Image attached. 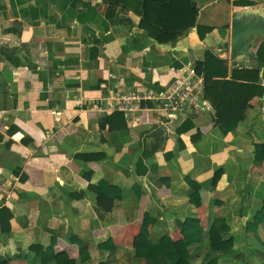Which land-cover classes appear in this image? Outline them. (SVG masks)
I'll use <instances>...</instances> for the list:
<instances>
[{
  "label": "crops",
  "instance_id": "0c3cea01",
  "mask_svg": "<svg viewBox=\"0 0 264 264\" xmlns=\"http://www.w3.org/2000/svg\"><path fill=\"white\" fill-rule=\"evenodd\" d=\"M221 1L194 0L199 24L215 28L204 41L194 28L159 44L141 29L143 16L113 0H0V209L13 216L10 232L0 225V257L41 264L56 240L54 253L76 264H147L134 241L149 216L153 243L168 235L182 246L178 264L205 262L212 254L209 231L219 220L229 227L223 240L234 247L217 254L218 264H264V225L259 239L247 228L264 204V160H255V147L264 146V94L226 136L210 104L188 118L148 108L123 116L111 130L104 119L116 112L94 109L112 92H158L203 61L207 49L230 68L255 67L257 49L254 59L237 60L226 47L234 22L264 17V1L239 7L224 0L219 7ZM245 60L252 62L234 65ZM187 119L195 128L179 134ZM144 152L152 156L139 167ZM220 170L216 187L200 190L196 207L191 182L204 184ZM101 180L119 189L113 209L99 208L88 190ZM188 219L200 222V243L180 229Z\"/></svg>",
  "mask_w": 264,
  "mask_h": 264
},
{
  "label": "trees",
  "instance_id": "16d2710c",
  "mask_svg": "<svg viewBox=\"0 0 264 264\" xmlns=\"http://www.w3.org/2000/svg\"><path fill=\"white\" fill-rule=\"evenodd\" d=\"M233 1L235 6L250 7L253 1L248 0H226ZM114 3L121 4L143 16L140 27L159 44H169L176 41L184 31L196 29L201 41L215 30L214 27L199 24L198 10L194 0H113ZM143 8V9H142ZM228 25L221 27L220 31L225 33ZM256 66L251 69L233 67L230 68L228 61L221 59L212 50L207 49L203 61L194 64L199 75L204 76V99L212 106V120L223 136L234 131L241 122L246 119L249 103L256 97L264 94V41H260L255 52ZM19 66V63H16ZM123 119V114L113 113L111 117L105 118V123L110 126V130L116 128L114 123ZM124 128L127 124L123 121ZM195 128L192 119H187L178 128L179 134L190 132ZM199 133H197L198 135ZM2 139V137H0ZM257 161L264 160V146L255 147ZM170 157L172 153L168 154ZM152 156L151 153L144 152L139 158L137 166L144 165V161ZM76 159L80 155L75 156ZM94 159V158H93ZM139 166V167H140ZM139 167L137 170L139 171ZM145 172H143L144 174ZM90 173L84 176L90 180ZM223 171L216 172L214 177L204 184L191 182L193 194L190 196L191 203L196 207L201 206L200 190L204 187L215 188L220 180ZM91 181V180H90ZM88 190L95 192L97 205L101 209H113L114 202L120 199L119 189L109 185L104 180L97 184H90ZM13 216L8 209H0V225L3 233L11 231L10 222ZM155 221L149 216L144 218L139 235L134 241L135 254L138 258H143L147 264H178L183 258L182 246L171 240L168 235L161 238L155 244L151 241L150 226ZM264 225V204L262 211L258 212L251 227L259 239L258 231ZM179 227L193 243H200L204 230L200 222L196 219H188L184 223H179ZM229 232V227L225 221L219 220L210 228V243L212 254L210 253L203 264H218L217 254L229 252L233 249V240H223L222 236ZM56 240L46 249L41 264H76L74 260L66 255L54 253ZM112 244V242L110 243ZM104 246V245H103ZM101 246V247H103ZM104 248V247H103ZM81 259L88 260L87 249H81ZM264 256V253L262 254ZM264 261V257H263ZM10 258L0 257V264H9Z\"/></svg>",
  "mask_w": 264,
  "mask_h": 264
},
{
  "label": "built area",
  "instance_id": "2783aa9c",
  "mask_svg": "<svg viewBox=\"0 0 264 264\" xmlns=\"http://www.w3.org/2000/svg\"><path fill=\"white\" fill-rule=\"evenodd\" d=\"M245 67L252 68L251 65ZM203 93L204 76L197 73L195 66H189L177 72L158 92H112L108 98L101 100L100 104H95L94 109L104 108L108 114L119 112L125 119H130L134 114L148 108H152V111L160 116L188 118L208 110L209 103L204 99Z\"/></svg>",
  "mask_w": 264,
  "mask_h": 264
},
{
  "label": "water",
  "instance_id": "95a60500",
  "mask_svg": "<svg viewBox=\"0 0 264 264\" xmlns=\"http://www.w3.org/2000/svg\"><path fill=\"white\" fill-rule=\"evenodd\" d=\"M257 15L260 14L257 13ZM260 16L244 23L234 22L231 28V41L229 47H226L230 51L232 59L240 60L244 57L254 59L252 50L256 45V40L264 41V17Z\"/></svg>",
  "mask_w": 264,
  "mask_h": 264
},
{
  "label": "rangeland",
  "instance_id": "374dc122",
  "mask_svg": "<svg viewBox=\"0 0 264 264\" xmlns=\"http://www.w3.org/2000/svg\"><path fill=\"white\" fill-rule=\"evenodd\" d=\"M264 1V0H263ZM219 7L220 6H222V7H224V5H225V2H224V0H222L221 2H219ZM259 40H257V42H256V45L253 47V52L257 49V46H258V44H259ZM225 53V52H224ZM252 61L251 60H245V61H242V62H235L234 63V65L236 66L237 64H241V65H247L248 63H251ZM248 254V253H247Z\"/></svg>",
  "mask_w": 264,
  "mask_h": 264
}]
</instances>
